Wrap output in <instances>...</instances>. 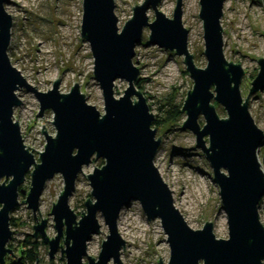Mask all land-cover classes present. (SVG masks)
Returning <instances> with one entry per match:
<instances>
[{
  "label": "water",
  "instance_id": "obj_1",
  "mask_svg": "<svg viewBox=\"0 0 264 264\" xmlns=\"http://www.w3.org/2000/svg\"><path fill=\"white\" fill-rule=\"evenodd\" d=\"M6 1L0 0V264L8 254L14 255L8 247L12 233L9 224L19 195L25 196L21 201L35 217L42 190L55 174L64 182L49 211L56 233L54 237L45 234L44 216L40 222L36 220L31 234L35 239L41 236L50 259L60 250L65 264H107L110 259L125 264L120 257L125 242L117 219L122 207L137 201L146 219H159L166 234L170 254L164 263L160 257L156 259L159 264H263L264 224L258 209L264 196V172L257 153L264 133L250 114L248 97L241 96L244 70L223 53L220 19L224 0H199L205 66L196 65L189 51L188 28L182 22L183 0L175 1L171 17L158 8L160 0L135 3L132 16L121 28L114 0H81L80 36L91 50L92 77L104 101L102 112L86 102L77 82L68 92H61L58 76L51 88L41 91L24 78L8 56L13 18L4 7ZM149 8L154 12L151 21ZM145 26L149 28L148 43L182 55L192 78L180 108L185 113L180 126L194 133L196 146L210 164L227 217V238L215 237L211 221L206 220L201 228L188 225L154 164L161 137H156L154 114L135 85L139 68L133 63L134 45L140 42ZM257 62L259 69L250 82L249 94L264 88V57H258ZM116 78L127 81L119 96L113 90ZM18 89L33 93L39 104L36 115L43 116L45 110L53 114L55 133L49 134L42 124L45 144L36 159L25 146L13 116L14 108L22 102ZM215 103L224 108V117L218 115ZM94 158L102 159L103 164L83 174L91 191L85 210L78 216L68 199L83 166ZM26 174L30 176L28 190L19 188ZM98 214L108 234L101 241L98 256L93 257L86 250L88 240L100 230Z\"/></svg>",
  "mask_w": 264,
  "mask_h": 264
},
{
  "label": "rangeland",
  "instance_id": "obj_2",
  "mask_svg": "<svg viewBox=\"0 0 264 264\" xmlns=\"http://www.w3.org/2000/svg\"><path fill=\"white\" fill-rule=\"evenodd\" d=\"M158 8L167 16H172L176 0H160ZM114 13L118 17L117 24L123 23L132 16V6L143 3V0H114ZM4 7L13 18L8 56L13 65L24 78L41 91L52 87L53 81L60 79L59 90L68 92L77 82L79 89L85 94L86 102L95 105L102 112L104 101L98 83L92 77L93 58L88 43L80 36L81 0H7ZM199 0H183L182 22L188 28V48L194 54V62L205 66L202 22L198 17ZM149 20L154 19L151 8L147 10ZM223 31V53L228 61L240 63L244 76L240 82V92L243 98L248 97L249 111L255 124L264 133V88L249 94L250 82L257 74L258 57H264V0H224L221 17ZM149 28L144 27L140 42L136 43L133 63L139 68L138 88L147 100L149 110L154 118L164 115L170 103L184 101L187 90L192 86V78L186 71L183 56L164 50L158 45L148 43ZM127 86L125 79L116 78L115 95H122ZM21 104L13 111L14 119L18 121L24 143L31 148L35 159L38 152L44 149L45 136L41 132L42 124L50 134L55 133L52 125L53 114L45 110L43 116L36 115L39 104L33 93L18 89L16 92ZM215 108L220 117L226 112L219 104ZM185 113L178 121L165 129L155 127L156 137L160 135L161 145L156 152L154 164L160 175L170 187L174 205L179 209L188 225L195 229L201 228L207 221L213 223V233L216 238H227V217L221 206L219 188L212 179V169L205 155L196 146L192 131L182 130L181 124ZM200 123L204 119L200 116ZM154 127V126H153ZM263 142L258 147L257 158L264 164V134ZM33 148V149H32ZM38 151V152H37ZM99 159L83 166V172L77 176L74 193L69 197V205L80 216L85 208V199L90 196V185L85 175L99 167ZM29 175L24 179L23 188L30 186ZM63 179L55 174L48 180L40 197L36 216L21 201L24 195H19V205L10 213L13 217L11 225V252L18 256L20 250L31 246L25 240L31 236V241H42L41 236H32L34 224L46 217L45 234L54 237L56 230L49 213L52 203L56 201L63 188ZM53 201V202H52ZM118 216V232L124 239L125 246L120 248V257L125 264H159L169 258V246L165 241L166 234L161 229L159 219L147 220L141 206L132 201L120 209ZM40 213V214H39ZM258 214L264 222V196L260 200ZM37 220V221H36ZM100 230L91 236L87 242V254L98 256L102 239L108 234L107 226L98 214ZM62 244V240L60 241ZM14 255L8 254L16 264H25ZM55 257L48 256V246L44 243L37 249L36 264H65L60 250ZM6 258V256L4 257ZM50 260V261H49ZM87 262L86 257L83 258ZM5 263V261H4ZM107 264H115L112 259ZM264 264V261H263Z\"/></svg>",
  "mask_w": 264,
  "mask_h": 264
},
{
  "label": "trees",
  "instance_id": "obj_3",
  "mask_svg": "<svg viewBox=\"0 0 264 264\" xmlns=\"http://www.w3.org/2000/svg\"><path fill=\"white\" fill-rule=\"evenodd\" d=\"M136 87L139 88L140 87V82H136L135 83ZM182 105V102H179L178 104L176 103H170L169 108L166 109L164 115L162 116H158L155 117L154 119V123L152 124V126L154 127H159L162 126L165 129L169 128V126H171L172 124H174L176 121H178L180 119V117L183 116V111L180 109ZM95 160V158L93 159V161ZM99 165L103 164V160L100 159L99 161ZM84 205V204H83ZM10 224H15L13 222V217H11L10 219ZM264 224V222H263ZM33 236V235H32ZM31 236H29L26 240L25 243H27L28 245H30L31 247L29 249H23L20 250V252L18 253L21 258V260L23 262H25V264H36V254H37V249L39 247V245H41L43 242H34L33 240L31 241ZM8 247H10V244H8ZM17 262L10 258L9 256H6L5 258V263L4 264H16Z\"/></svg>",
  "mask_w": 264,
  "mask_h": 264
},
{
  "label": "flooded vegetation",
  "instance_id": "obj_4",
  "mask_svg": "<svg viewBox=\"0 0 264 264\" xmlns=\"http://www.w3.org/2000/svg\"><path fill=\"white\" fill-rule=\"evenodd\" d=\"M23 139H24V138H23ZM24 144H25V143H24ZM44 144H45V142H44ZM25 146H26V144H25ZM26 147H27V146H26ZM27 148H30V147L28 146ZM30 150H31V148H30ZM27 175H29V174H26V176H27ZM26 176H25V177H26ZM29 178H30V176H29ZM29 181H30V180H29ZM22 185H23V184H22ZM22 185H21L19 188H23ZM28 188H29V186H28ZM28 188H27V190H28ZM23 189H24V188H23ZM25 190H26V189H25ZM83 206H84V205H83ZM38 236H39V235H38ZM38 236H37V237H38Z\"/></svg>",
  "mask_w": 264,
  "mask_h": 264
},
{
  "label": "bare ground",
  "instance_id": "obj_5",
  "mask_svg": "<svg viewBox=\"0 0 264 264\" xmlns=\"http://www.w3.org/2000/svg\"><path fill=\"white\" fill-rule=\"evenodd\" d=\"M258 156V155H257ZM261 170L264 172V164H261Z\"/></svg>",
  "mask_w": 264,
  "mask_h": 264
}]
</instances>
